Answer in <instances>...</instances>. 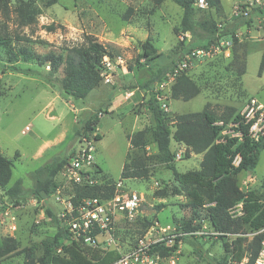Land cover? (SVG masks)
<instances>
[{
  "label": "rangeland",
  "instance_id": "rangeland-1",
  "mask_svg": "<svg viewBox=\"0 0 264 264\" xmlns=\"http://www.w3.org/2000/svg\"><path fill=\"white\" fill-rule=\"evenodd\" d=\"M23 1L34 8V17L27 25L21 23L17 12ZM249 1L222 0L223 14L215 8L195 6L199 29L196 37L200 38L204 29L210 27L215 28L216 33L230 30L236 21L245 18L236 16L234 9ZM46 2L4 0L6 6L0 3V150L13 160L9 186L21 179L27 190L18 202L10 200L6 192L0 193V200L9 211V215H5V209L0 208V250L10 238L19 246V251L0 256V264H23L25 249L35 248L40 256L44 243L53 240L59 228L56 218L59 205L54 193L33 200V173L47 163L67 157L82 137L96 139V162L102 170L101 178L115 183L121 180L127 190L137 191L144 197L137 214L132 219L121 220L117 226L120 250H128L134 240L145 235L152 226L179 227L191 221L198 226L197 235L191 237L196 245L183 242L179 264H224L231 256L224 244L234 236L222 235L214 228L206 209L209 204L200 207L197 213L191 210L187 190L175 180L169 166L158 158L152 135L154 119L147 104H143L146 110L141 121L134 124L137 106L121 105L108 112L111 103L106 90L77 99L61 86L68 49L83 45L88 37L115 50L112 59L124 87L138 82L144 84L158 69L165 70L162 79H168V74L180 62L182 49L191 41V33L184 32L181 26L182 8L173 0L158 6H154L152 0H58L50 6ZM252 9L253 20L249 24L240 26L235 36H221L220 43L228 41L221 52H215L210 59L191 61L185 70L201 88L197 96L188 101L173 99L170 85L161 88L162 79L154 84L156 90L161 91L162 106L166 104L171 123L176 115L202 111L206 106L222 116L232 108L233 114L241 112L251 98L264 102V70L259 74L264 51V13L260 10L264 11V4H255ZM148 39L156 48L151 61L140 58ZM206 43L216 46L219 40L202 42ZM24 51L41 57L53 52L62 56L63 64L53 72L49 62L44 63L42 58L28 60ZM235 54L246 62V72L242 75L232 66ZM28 68L33 71H18ZM105 85L114 84L102 79L100 86ZM92 116L99 119L93 129L88 126ZM26 126H30V130L23 133ZM140 127L148 128L146 146L134 148L129 136ZM171 150L175 154L172 164L179 172L200 168L203 153L174 140ZM178 152L181 158L177 157ZM134 158L145 159L148 175L122 179L124 161ZM238 178L244 191L262 190L264 149L257 167L242 171ZM56 180V190L60 189L65 198L73 194L72 186L65 184L61 173ZM148 222L152 225L146 226ZM243 262L245 264L247 258Z\"/></svg>",
  "mask_w": 264,
  "mask_h": 264
},
{
  "label": "trees",
  "instance_id": "trees-1",
  "mask_svg": "<svg viewBox=\"0 0 264 264\" xmlns=\"http://www.w3.org/2000/svg\"><path fill=\"white\" fill-rule=\"evenodd\" d=\"M166 0H152L154 6L162 4ZM183 10L181 26L184 32L191 33L190 43L181 51L180 60L198 47H204L209 44H202L209 40V43L223 35H236L237 29L249 24L253 18L252 15L236 21L230 30L223 33H216L215 28H206L205 33L197 38L198 28L195 22V2L196 0H173ZM208 8H215L219 14L224 13L222 0H206ZM58 0H47L46 5L56 4ZM4 5V0H0ZM262 13L264 11L260 10ZM18 16L22 24L31 23L34 17V8L28 2H21L17 7ZM252 14V13H251ZM128 18V15H125ZM144 51L140 58H146L151 61L156 48L148 39L144 44ZM115 50L112 46L99 42L96 38L88 37L83 45L73 46L68 49L65 58L64 77L62 79V89L69 95L77 99L86 98L102 80V67L105 56L113 58ZM25 57L42 58L44 63L49 62L53 72H57L63 64L62 56L50 52L41 57L31 52H25ZM139 58V59H140ZM233 69L242 75L246 72V62L242 61L238 54L232 63ZM17 69V68H15ZM264 70V51L261 58L259 74ZM19 72L30 73L33 70L19 69ZM166 71L158 69L144 84L139 83L142 89L149 92V99L146 101L148 109L153 116L154 125L152 135L158 148V158L169 166L173 171L175 180L187 190L188 205L195 213L200 207H205L209 217L212 220L214 228L222 235L232 234L234 237L230 242H225V251L230 253L229 259L237 262L247 258L245 264H256V260L262 249L264 233H258L253 236L248 235L249 231L254 232L264 227V179L262 190L244 191L239 186V174L242 171L254 170L260 160L261 151L264 149V136L259 140H254L248 133V125L240 122L235 131L241 132L240 136H231L223 134L225 129L229 128L230 123L239 122L240 112L234 113V108L226 115L218 116L206 106L202 111L188 112L175 116L171 123L170 117L164 110L161 102V91L156 90L154 84L161 80ZM48 79V76H47ZM137 85H131V88ZM201 91L200 86L192 79L186 71H182L176 78L171 87V97L173 99H182L188 101L197 96ZM222 122V124H217ZM99 124V119L92 116L88 120V126L94 128ZM175 128L174 131L172 128ZM148 128H143L129 136L131 145L134 148H144L146 146V137ZM101 139V137H99ZM172 140L178 143L186 144L192 151L203 153L200 162V168L179 172L172 164L175 154L171 150ZM186 155H189L187 151ZM241 156L238 165L234 164L235 157ZM67 161V157L57 159L52 163H47L38 168L34 173V187L31 194L38 200L50 196L56 191L58 182L56 177L61 173L62 168ZM148 167L143 158H134L124 163L121 174L122 179L130 177H146ZM13 174V160L4 155L0 150V185L5 190L10 200L18 202L19 199L27 194L23 186V181L18 179L12 186H9ZM102 177V170L99 171ZM102 179V182L94 186L72 185L74 194L73 200H80L84 197H109L115 192L116 183L110 179ZM165 194V192H161ZM72 194V195H73ZM239 203L242 204L243 214L237 217L232 216V210ZM51 214V210H48ZM53 214V213H52ZM57 218V217H56ZM58 220V218H57ZM59 225V222H58ZM152 225L148 222L146 226ZM186 231H195L198 226H194L191 221L183 222L179 226ZM63 230L59 226L57 233L52 241L44 243L42 255L36 254L35 248L25 249V261L23 264H110L116 260L120 253L117 250H102L89 246H82L79 243L72 242L64 244ZM194 237V236H191ZM186 237L183 241H188L196 245ZM62 246L61 252L58 248ZM178 244L174 245L176 249ZM18 243L15 239H7L0 256L8 255L19 251ZM200 253V248H196Z\"/></svg>",
  "mask_w": 264,
  "mask_h": 264
},
{
  "label": "built area",
  "instance_id": "built-area-1",
  "mask_svg": "<svg viewBox=\"0 0 264 264\" xmlns=\"http://www.w3.org/2000/svg\"><path fill=\"white\" fill-rule=\"evenodd\" d=\"M248 3L245 6H237L234 9V14L239 17H248L253 11V5H262L264 0H250ZM194 6L204 8L208 7V3L206 0H196ZM218 40L220 43V38ZM219 43L216 46L215 44H209L198 47L189 52L168 74V79H162L161 88H165V85L172 87L177 76L188 69L191 61L212 58L215 52L223 50L222 46L228 41L223 40ZM116 71L113 59L105 56L101 72L102 79L106 83H113ZM165 107L166 104L163 105V108L167 111L168 109ZM240 115L239 122L230 123L229 128L225 129L223 134L240 136L241 132L235 131L234 128L242 122L248 125V133L254 140H259L264 136V102L251 98L240 112ZM217 124H222V122ZM28 130H30V126H26L23 133ZM95 142V138L82 137L78 140L76 146L72 148L61 171L66 185L94 186L102 182L99 174L100 167L96 162ZM176 155L178 158L182 156L180 152ZM240 160L241 156L237 155L234 164L238 165ZM0 193H5L1 185ZM54 195L56 196L55 202L59 205L57 210L59 226L65 233L63 243L76 242L82 246L96 249L119 251L120 256L110 264H179L183 239L196 236L198 233V230L186 231L177 226H152L145 235L137 237L128 250L122 251L116 237L117 226L121 220L132 219L137 214L144 199L141 193L127 190L123 182L119 180L116 182L114 194L109 197H84L80 200L77 199L75 203L73 200L74 194L65 198L62 191L58 189L54 192ZM33 200L36 201V197ZM43 202L46 203L45 200ZM0 208H4V201L2 200H0ZM230 213L234 217L242 215V204L236 205L230 210ZM4 214L9 215L7 208ZM262 232L264 233V227L248 235L253 236ZM176 244H178V247L173 249ZM61 250L62 246L58 248V252H61ZM224 264H244V262L228 259ZM256 264H264V238Z\"/></svg>",
  "mask_w": 264,
  "mask_h": 264
},
{
  "label": "crops",
  "instance_id": "crops-1",
  "mask_svg": "<svg viewBox=\"0 0 264 264\" xmlns=\"http://www.w3.org/2000/svg\"><path fill=\"white\" fill-rule=\"evenodd\" d=\"M119 72L116 71L115 78H113V86L105 85V86H97L90 94H96L99 91L106 90L107 96H110L108 98L109 105L108 112L114 111L116 108H118L121 105H129V107L133 108L137 106L138 111L134 113L135 119L134 124L141 121V118L143 116V112L146 110L144 103L149 98L148 92L145 91V89H142L139 85V82L136 84L137 86L134 88H131L130 86H123L121 80H118ZM120 102L118 105L117 103ZM142 129V127H140ZM139 129V130H140ZM138 131V130H137ZM136 131H132L131 134L135 133ZM176 142V141H175ZM125 163V161H124ZM124 165V164H123ZM239 177V176H238Z\"/></svg>",
  "mask_w": 264,
  "mask_h": 264
}]
</instances>
